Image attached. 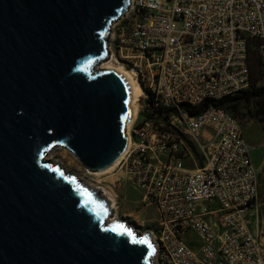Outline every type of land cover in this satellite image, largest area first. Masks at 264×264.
<instances>
[{
	"label": "built area",
	"instance_id": "obj_1",
	"mask_svg": "<svg viewBox=\"0 0 264 264\" xmlns=\"http://www.w3.org/2000/svg\"><path fill=\"white\" fill-rule=\"evenodd\" d=\"M248 37L264 40V0H131L111 29L142 90L116 167L156 209L155 264H264L253 147L225 108L189 111L249 89Z\"/></svg>",
	"mask_w": 264,
	"mask_h": 264
},
{
	"label": "water",
	"instance_id": "obj_2",
	"mask_svg": "<svg viewBox=\"0 0 264 264\" xmlns=\"http://www.w3.org/2000/svg\"><path fill=\"white\" fill-rule=\"evenodd\" d=\"M130 3L0 0V264H155L148 234L133 243L100 189L47 159L104 172L125 152L131 89L98 66Z\"/></svg>",
	"mask_w": 264,
	"mask_h": 264
},
{
	"label": "rangeland",
	"instance_id": "obj_3",
	"mask_svg": "<svg viewBox=\"0 0 264 264\" xmlns=\"http://www.w3.org/2000/svg\"><path fill=\"white\" fill-rule=\"evenodd\" d=\"M261 43L262 45L258 47L253 40L250 45L252 50L257 51L251 59V84L253 80L256 81V88L264 92V40H261ZM106 63H110V60L100 63L98 67L100 68ZM110 65L120 68V65L115 62H111ZM263 109L264 96L256 99L251 104L240 105L236 112L230 113L240 121L245 138L250 144L255 145L253 146L252 156L259 172L258 203L261 218L264 221V122H260L257 118H264V115L257 116ZM51 162L64 168L66 174L76 177L84 187L95 191L100 189L108 201L114 202L113 217H117L131 229H135L134 232L137 231L141 235L148 234L150 236V231L154 229V222L157 217L156 209L148 201H145L142 190L133 186L128 177L119 171L118 167L106 173L91 172L70 151L64 148H56L51 151ZM201 163L198 161L197 165L201 166ZM258 164H263V167L260 168ZM186 166L189 169L197 167L194 163L188 161ZM110 206H112V203Z\"/></svg>",
	"mask_w": 264,
	"mask_h": 264
},
{
	"label": "trees",
	"instance_id": "obj_4",
	"mask_svg": "<svg viewBox=\"0 0 264 264\" xmlns=\"http://www.w3.org/2000/svg\"><path fill=\"white\" fill-rule=\"evenodd\" d=\"M253 40L254 42H256V45H258V47L262 45L261 39L248 38L249 64L251 68V78H252L251 59L253 55L257 52L256 50H252L250 46ZM263 96H264V92L256 88V81L253 80L251 87H249V89L244 90L235 96L226 97L221 100H206L199 107L195 109H191L189 111L191 114L196 115V114L202 113L203 111H206L210 107L215 106V107L225 108L229 112H236L240 105L251 104L253 101H255L256 99H260ZM260 115H264V109L261 112H259L257 116H260ZM257 118L259 119L260 122H264V118H260V117H257ZM201 165H203V162L201 163Z\"/></svg>",
	"mask_w": 264,
	"mask_h": 264
},
{
	"label": "bare ground",
	"instance_id": "obj_5",
	"mask_svg": "<svg viewBox=\"0 0 264 264\" xmlns=\"http://www.w3.org/2000/svg\"><path fill=\"white\" fill-rule=\"evenodd\" d=\"M113 26H114V23H113L112 27ZM110 63H111V61H110ZM110 63H106L103 66H101L100 68L101 69H111V70H115L118 73H120L125 78V80L127 81L128 85H129V87L131 89V94H132L131 108H132L133 114H132V118H131V122H130L131 124L128 125V129H127V134L129 136L128 137L129 138V142H128V146H127L125 152L120 157V159H121L129 151V149H130V147L132 145V138H131L132 124H133V122H134V120H135V118L137 116V111H138V107H139L138 98L140 97V95L142 93V90H141L140 86L137 84L136 80L132 77V75L130 73H128L126 70H124L121 66H120V68H116V67H113L112 65H110ZM47 159L51 160V152L47 156ZM117 164H118V162L115 165H113L110 169H108L107 171H104V173L115 169ZM110 202L112 203V206H110V207L114 210V208H115L114 202L111 201V200H110ZM113 221L119 222L120 219H118L117 217L114 216V217L109 219V222H113ZM120 222H122V221H120ZM139 235H141V234H139Z\"/></svg>",
	"mask_w": 264,
	"mask_h": 264
},
{
	"label": "snow or ice",
	"instance_id": "obj_6",
	"mask_svg": "<svg viewBox=\"0 0 264 264\" xmlns=\"http://www.w3.org/2000/svg\"><path fill=\"white\" fill-rule=\"evenodd\" d=\"M88 195L91 196L90 193ZM118 227L123 229V232L121 234L128 235V236H131L132 237V242L133 243L146 244L149 249H152V244H151V242L149 241V239L147 237L137 238L135 236V234L132 233L131 230L130 229H127L125 226L120 225ZM113 230H115V229H113Z\"/></svg>",
	"mask_w": 264,
	"mask_h": 264
},
{
	"label": "crops",
	"instance_id": "obj_7",
	"mask_svg": "<svg viewBox=\"0 0 264 264\" xmlns=\"http://www.w3.org/2000/svg\"><path fill=\"white\" fill-rule=\"evenodd\" d=\"M248 141V140H247ZM249 142V141H248ZM250 144V143H249ZM250 145H252V147L253 146H255V145H253V144H250ZM254 149H255V147H254ZM253 157V156H252ZM255 162V161H254ZM258 166L261 168V167H263V164H258Z\"/></svg>",
	"mask_w": 264,
	"mask_h": 264
}]
</instances>
